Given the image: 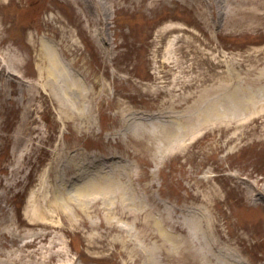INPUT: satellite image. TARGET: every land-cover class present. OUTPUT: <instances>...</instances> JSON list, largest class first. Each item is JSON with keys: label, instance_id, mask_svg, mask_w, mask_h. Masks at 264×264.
Here are the masks:
<instances>
[{"label": "rangeland", "instance_id": "obj_1", "mask_svg": "<svg viewBox=\"0 0 264 264\" xmlns=\"http://www.w3.org/2000/svg\"><path fill=\"white\" fill-rule=\"evenodd\" d=\"M109 2L91 11L75 0H0V264H37L51 250L71 264H196L207 249L210 264L223 249L264 264V197L249 189H264V141L251 140L260 126L248 116L242 130L256 129L228 142L233 116L200 117L214 99L230 105L215 72L244 76L242 93L264 103V0H212V11L200 0ZM84 162L129 164L163 227L144 214L107 227L122 222L101 197L73 195ZM206 214L207 233L194 229Z\"/></svg>", "mask_w": 264, "mask_h": 264}, {"label": "bare ground", "instance_id": "obj_2", "mask_svg": "<svg viewBox=\"0 0 264 264\" xmlns=\"http://www.w3.org/2000/svg\"><path fill=\"white\" fill-rule=\"evenodd\" d=\"M75 2L82 9L91 10V11L97 8L104 9L108 6V4L111 5L109 0H75ZM200 4L204 7V10L208 9L209 11H212V8L214 9L213 6L214 4L212 0H200ZM217 21L218 20H215V23ZM169 43L172 44V41H170ZM168 49L170 48L168 47ZM47 53L49 54L50 57L49 60L52 61L53 53L51 48L48 49ZM51 61H49L50 62L49 64L53 65V61L52 62ZM224 62L227 63V60L222 59L221 64H223ZM257 62L258 63L256 64V66L258 68L259 75L261 74L264 75V59L261 61L260 59H257ZM59 64L57 62V65L61 67V65ZM164 65L166 64L164 63ZM52 67L53 69H55L54 67L56 66H52ZM214 74L215 76H217L216 81L214 82L216 84L215 88L230 91L228 96L230 100V105L227 108L226 107L220 108L219 106H217V101L214 99V101L209 103L212 106L210 107L208 106L209 108L208 109L206 108L203 111V113L200 114V117L206 122L209 120L222 119V117L225 118L228 116H233L236 119L235 121L236 123H234L233 127L237 128V131H235V133L227 137L228 138L227 141L228 142L236 141L238 143V141H241L244 138V136L242 135L243 133H245L247 130L251 131L252 129H256V126H253L254 128L250 127L248 129L242 130L241 126L242 124H244L242 121L249 116L251 118V121H255L256 125L258 127L260 126L259 129L262 131L258 135L253 134L251 140L257 142H263L264 141V103L256 104L254 103V101L251 102L250 97L242 93L243 91L246 90L244 83L245 82L244 76H240L236 78V80L230 81L229 73H225L224 75H221V73L215 72ZM209 79L210 77L203 76L198 80L201 81L202 83H205ZM168 140L169 141L167 142L166 146L162 148L163 150L161 149L163 152L162 154H164L171 148L173 147L175 148L178 145H180V143H182V140L184 139L183 136H180V137H172V138L169 137ZM79 166L80 167H78L79 168L78 171L80 172V174H78L77 177L81 176L80 178L82 179L80 180V182L78 181L76 184L74 183V185L77 188L76 191L73 193V195H75V198L77 197L79 200H82L84 204L93 203L96 200H98L96 199L97 197H101L104 200V204H105L104 208H106V211L104 213L108 216V218L113 217L115 218L116 222L117 221L122 222L118 225L113 226L110 224L109 221H107L105 224L107 227L110 228L114 227L120 229H124L128 227L127 223H125V221L122 220L126 216H128L127 219L131 221V224L135 225L137 224V222H139V219L142 221L143 219L141 216L142 214H144L145 219L151 217L154 220L153 223L155 225L159 227H163V223L167 220V218H163L164 217L163 215H149L150 213L148 211V203L146 199L137 196V188L134 185V178L136 177L135 175L132 174V170L129 164H123L122 166H117L115 170L111 167H107L106 165H101V163H96V164L91 163L90 165V163L84 162ZM249 189L252 192L251 195L254 196L252 197L253 201L255 200L260 201V198L264 197V189L262 190L261 188H257L255 185L253 186L251 185ZM63 195L68 201H70V199H73V196L71 197L72 195L71 193H67V195L66 194ZM51 197L55 198L56 196L51 195ZM84 212L86 215H88L90 211L87 208H85ZM195 222L196 221H194L193 224L194 229H196L197 226L198 230L202 229L204 232L207 233V231L205 230L208 229L207 226L210 223V215L206 214L204 218L198 221L199 224ZM151 237L160 238V235L155 234L152 235ZM177 242H179V240H177ZM48 254H46L45 256L46 259L37 260V264H48L47 261H49L50 258L53 257L56 260L57 255L59 254L65 255L64 252L61 251L52 252V250ZM183 256L184 259L187 258V255H183ZM220 257H222L220 258L222 260L221 264H223V262L224 264L243 263V259L241 255L237 254L233 250L223 249V252H221ZM131 259L137 261L136 258L133 259L132 257ZM210 261H211L210 254L207 249L203 259L196 262V264H210ZM70 262L71 259L66 256L65 259L59 260L56 264H71ZM156 262H157L156 257L150 256L146 260L145 264H156Z\"/></svg>", "mask_w": 264, "mask_h": 264}]
</instances>
